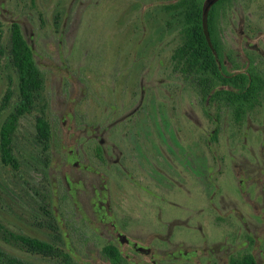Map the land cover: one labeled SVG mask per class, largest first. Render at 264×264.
<instances>
[{
    "label": "rangeland",
    "instance_id": "obj_1",
    "mask_svg": "<svg viewBox=\"0 0 264 264\" xmlns=\"http://www.w3.org/2000/svg\"><path fill=\"white\" fill-rule=\"evenodd\" d=\"M175 1L0 0L4 47L18 23L45 80L15 133L19 168L0 160V224L61 255L30 253L0 231L3 252L29 264H110L111 244L127 264H229L245 253L264 264V97L240 125L211 108L216 125L171 62L180 25L165 7ZM220 29L242 64L264 65V0L227 3ZM17 83L0 54V105L13 94L0 128ZM37 116L52 128L46 152Z\"/></svg>",
    "mask_w": 264,
    "mask_h": 264
},
{
    "label": "trees",
    "instance_id": "obj_2",
    "mask_svg": "<svg viewBox=\"0 0 264 264\" xmlns=\"http://www.w3.org/2000/svg\"><path fill=\"white\" fill-rule=\"evenodd\" d=\"M231 1H217L208 13L207 28L212 47L208 43L203 26L205 0H176L165 7L173 19L177 18L180 25L181 43L171 56L174 71L200 95L206 114L216 125L219 116H212L211 108L219 110L225 108L231 113L234 122L240 125L256 105L260 104L264 94V73L256 67L255 57H250L242 64L225 46L220 21L222 10ZM3 38L4 31L0 23V54L7 55L16 73L19 102L8 113L0 128V160L5 166L17 170L19 162L14 149L15 133L21 118L31 114L37 106L45 80L20 25L16 22L11 24L7 48L3 45ZM12 95V91L8 89L3 96L0 111L8 107ZM36 131V138L46 152L49 149L52 128L44 116L36 117ZM217 132L218 128H215L213 133L215 139ZM97 153L101 158V149H98ZM43 199L42 209L50 218L48 226L52 231L57 232L50 202L45 197ZM0 231L6 240L18 243L30 253L43 257L61 255L54 244L10 232L2 224ZM102 252L110 264H127L126 259L114 245H106ZM63 258L68 261V256L64 255ZM0 261H5L6 264H29L1 249ZM229 264H258V262L253 255L245 253L231 257Z\"/></svg>",
    "mask_w": 264,
    "mask_h": 264
},
{
    "label": "water",
    "instance_id": "obj_3",
    "mask_svg": "<svg viewBox=\"0 0 264 264\" xmlns=\"http://www.w3.org/2000/svg\"><path fill=\"white\" fill-rule=\"evenodd\" d=\"M217 1H219V0H205L204 5H203V19H204L203 26H204V31H205L206 38H207L208 43H209V45L211 47H212V43H211L210 36H209V33H208V28H207V17H208V13H209L211 7Z\"/></svg>",
    "mask_w": 264,
    "mask_h": 264
},
{
    "label": "flooded vegetation",
    "instance_id": "obj_4",
    "mask_svg": "<svg viewBox=\"0 0 264 264\" xmlns=\"http://www.w3.org/2000/svg\"><path fill=\"white\" fill-rule=\"evenodd\" d=\"M254 63H255V65H256V67L259 69V71L264 73V65L261 64V63L256 59V57H255V61H254ZM263 97H264V94H263L262 98H263ZM262 98H261V100H262Z\"/></svg>",
    "mask_w": 264,
    "mask_h": 264
}]
</instances>
